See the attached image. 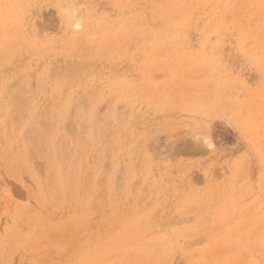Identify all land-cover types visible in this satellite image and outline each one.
I'll return each instance as SVG.
<instances>
[{
    "label": "rangeland",
    "instance_id": "374dc122",
    "mask_svg": "<svg viewBox=\"0 0 264 264\" xmlns=\"http://www.w3.org/2000/svg\"><path fill=\"white\" fill-rule=\"evenodd\" d=\"M0 264H264V0H0Z\"/></svg>",
    "mask_w": 264,
    "mask_h": 264
}]
</instances>
